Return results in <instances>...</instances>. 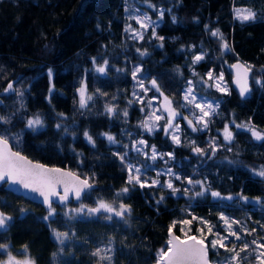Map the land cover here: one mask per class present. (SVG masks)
<instances>
[{
	"label": "trees",
	"instance_id": "1",
	"mask_svg": "<svg viewBox=\"0 0 264 264\" xmlns=\"http://www.w3.org/2000/svg\"><path fill=\"white\" fill-rule=\"evenodd\" d=\"M151 3L172 9L171 14L165 12L156 29L158 35L165 37L163 48L156 47L159 41L148 42L151 28L140 42L129 39L124 31L129 23L135 26L128 17L134 16L136 9L149 11L156 19L157 13L143 0H0V92L8 82L17 80L14 86L17 91L3 97L0 115L11 119L6 127L12 133L23 130L19 143L9 139L12 148L33 161L67 168L82 178L94 177L90 183L96 188L88 190L82 201L69 203L70 207L78 208L81 204L95 207L100 199L132 207L131 227L116 217L109 221L107 214L88 216L85 213L69 218L64 215L67 207L58 205H54L57 215L49 225L42 220L47 210L41 204L0 185V211L12 216L7 230L0 231V244L9 245L13 252L25 251L23 246L27 245L26 252L35 264H101L92 253L97 247H108L109 240L113 251L108 254L113 257V264H157V254L168 247L169 226L183 219L192 223H177L174 233L181 237H185L184 233L200 237L199 229L203 227L211 263L225 264L231 253L223 249L217 252L209 243L215 238V232L222 229L219 212L240 220L249 229L256 228L255 233L245 237L246 241L264 238V229L260 227L264 225V203H243L239 199L218 201L210 194L190 201L187 196H170L169 190L140 189L138 185L130 190L128 198L116 196L126 186L128 174L114 153L127 152L126 161L137 163L140 159L130 151V145L143 135L160 148L174 150L173 167L181 172V177L204 180L205 187L210 186L211 191L224 197L242 195L249 201L257 197L264 201V177L255 174L264 169V141L258 142L249 132L234 126L231 142L218 134L225 123L232 121L251 120L253 126L264 131V88L253 80V77L264 80V0H151ZM240 7L255 11L256 21L242 24L234 19L233 9ZM171 15L177 17L176 23L172 22ZM205 25L219 28L233 51L222 54L218 39L205 30ZM182 45L196 48L182 52ZM136 48H147L150 55L141 58ZM201 48L207 56L195 66V71L200 75L210 68L214 74L223 72L231 93L224 95L216 90L208 93L221 101L218 114L211 118L210 130L192 134L206 153L210 152V139H216L217 151L211 158L193 153L191 145L173 146L161 130L153 134L142 132L138 122L145 112L139 110L140 104L128 105L133 91H141L132 78L133 66L141 65L144 71L138 77L155 78L164 95L173 100V107L184 113L177 101L181 99L184 80L193 79L188 67L191 56ZM91 57H96L98 64L103 58L108 59L110 67L106 75L93 70ZM236 61L252 66L249 99L242 100L232 85L230 65ZM178 66L182 76L175 71ZM116 68L125 71L118 73ZM82 79L87 85V95L93 96L83 109L79 106L77 91ZM144 83L148 86V79ZM19 92H23V97ZM154 95L157 94L149 91L144 99ZM108 105H114L119 115H108L105 112ZM124 109L128 111L126 118L122 116ZM37 112L42 115L45 127L33 133L25 128V122ZM59 113L65 118L61 119ZM57 123L69 126V134L58 131ZM4 131L5 126L0 125V133ZM84 131L93 137L95 147L86 141ZM105 132L113 134L119 145H111L101 137ZM128 132L132 135H126ZM185 133L192 132L185 128ZM175 186L189 187L190 195L201 190L200 185L192 189L186 181H177ZM160 195L165 200L157 205L155 199ZM19 209L25 212L21 214ZM193 216L214 225L213 234H208L207 226L192 219ZM53 228L69 234L64 245L54 239ZM234 228L239 230L236 225ZM221 234L225 233L221 231ZM236 243L237 249L242 246L239 241ZM53 253H57L55 258ZM245 264H255V261L249 257Z\"/></svg>",
	"mask_w": 264,
	"mask_h": 264
},
{
	"label": "snow or ice",
	"instance_id": "2",
	"mask_svg": "<svg viewBox=\"0 0 264 264\" xmlns=\"http://www.w3.org/2000/svg\"><path fill=\"white\" fill-rule=\"evenodd\" d=\"M143 3L147 5L149 9H153L157 13L155 20L152 19L151 15L148 12L143 13V15L129 16V20H134L139 26L135 28L132 24H127L124 28V31L129 34V39L140 42L145 40V34L148 29L151 28V34L148 37V42L151 43L153 40L159 41L156 47L163 48V41L165 40L164 36L158 35L156 29L160 26V22L163 20L165 12L169 14L172 13L171 8L157 7V5L151 3V0H143ZM125 11H128L126 8ZM135 11L139 12V9ZM234 19L239 20L242 24L245 22H255L257 19V13L251 9H242L234 8L233 9ZM171 20L173 23L177 22V17L171 15ZM99 28V25H97ZM205 30L209 31L212 37H215L219 41V46L221 52H232L233 49L224 38L223 33L219 28L212 29L209 25H205ZM195 45L181 46L180 51L192 50L195 49ZM136 52L140 57L150 55L147 48L141 50V48H136ZM207 52L201 48L200 52L191 56V64L188 65L190 68V75L195 78L185 79L184 85L182 87V96L177 103L180 108L184 111H187L189 115L185 116L181 111H178L177 108L173 107V100L164 95L163 91L160 88V85L157 83L155 78H144L138 77L139 73H143V67L141 65H134L132 71V78L136 81V87L141 91L140 93L133 91V99L128 101L129 107L133 103L141 105L139 109L142 113H145V118L138 122V127L141 128L144 132L153 134L158 130H162L165 137H169L171 142L175 145L181 144L180 139V124L178 120L182 119L186 122V126L191 129L192 132L197 131H207L211 122V117L218 114L217 110L219 109L221 101L215 97L206 95L205 92L208 89H216L218 92L224 95H230V89L224 81V73L219 72L214 74L213 69H209L203 76L200 73L195 71V66L199 62L205 60ZM93 70L98 74L106 75L110 67L109 61L106 58H103L101 64L97 63L96 57H91ZM230 68L235 70V80L234 82L239 86V93L241 97H244L246 94L251 92L249 86V74L252 72L251 65H244L239 62L231 64ZM87 71V70H85ZM118 73L124 72V69L116 68ZM181 76L183 75L179 66L175 70ZM264 74V71H262ZM48 75L51 78L52 69H48ZM145 79H148V86H145ZM254 83L261 88H264V80L260 78L253 77ZM15 82H8L7 86L3 89L4 93H14L17 90L14 88ZM79 93V106L81 109L87 106L88 101L93 99L92 95H86L87 85L85 80L82 79L81 86L77 89ZM99 90H97L98 92ZM149 91H154L157 95H154L152 98L148 99L145 102L144 97ZM52 89H49L51 95ZM142 93V94H141ZM19 95L23 97V92H19ZM49 95V103H51ZM106 95V94H105ZM162 97V103L158 106L154 105V101ZM2 104V101H0ZM23 107V105H21ZM105 112L112 115H119L117 108L114 105H108L105 107ZM160 113L159 115L157 113ZM61 119H64L65 116L63 113L57 114ZM122 116L126 118L128 116L127 109L122 111ZM164 120V124L161 125L159 122ZM11 123V119L4 115H0V125L5 126V131L0 133V182H4L10 185L13 189L16 186H22L25 190H30L31 192L38 193L40 197L43 198L42 202L47 206V215L42 217V220L46 223L52 222L53 218L57 215L56 209L52 206L54 202H59L63 207H67V202L70 197L79 201L81 199V194L85 190L91 191L93 188V183H90V180H94V177H85L81 179L75 172L66 171L62 168L52 167L49 168L47 165L34 163L29 160L26 156L21 155L20 152L12 151L9 139L16 140L19 143L22 136L23 130L21 133H12L10 129L6 126ZM237 129L245 130L251 134V136L257 141H264V131L258 130L255 126L252 125L251 120L246 123L236 124L232 121L231 124L225 123L222 130L219 131V135L222 136L224 141L231 142L234 139V133L231 131L232 127ZM45 127V121L42 118V115L37 112L28 118L25 122V128L33 133H38L41 129ZM58 131H62L65 135L69 134V126L57 123L55 125ZM75 136V133H71ZM101 136L107 139L111 145H119V142L116 138L105 132L101 133ZM126 135L131 136L132 133L128 132ZM83 136L86 141L93 147H95V140L89 134L88 131L83 132ZM195 145V142H192ZM124 148H127L126 145H123ZM137 156L143 155L146 158V161H151L152 164L141 162L140 166L127 162L125 157L127 152L124 155H121L120 152L114 153L115 156L121 161L122 167L126 168L127 171V181L126 186L120 189L116 196L117 198H128V193L130 190H135V187L138 185L140 189L144 188H157L169 190L170 196H187L191 201L196 197H203L206 194H210L214 199L218 201H235L239 199L243 203H264L259 197L255 198V201H249V198L246 196L238 195L237 197L221 196V193L217 191H211L210 186L205 187L206 181L196 180L193 181L190 177H181L176 172L169 167V162L174 160L173 152L160 153L157 151L155 145H149L147 140L140 139L136 140L133 145ZM210 152L206 153L205 149L193 146V153L198 156L208 155L209 158L214 156L217 151L216 139L213 137L209 141ZM230 150V149H229ZM150 152V154H149ZM80 155V154H78ZM168 157L169 159H165ZM157 159L163 161L165 167L159 171H156L154 165ZM83 163V161H80ZM233 163V161H229ZM142 169L144 171L142 172ZM151 169L156 172V178H152L149 183V178L146 176V171ZM261 177H264V169H261L259 172L255 173ZM144 175L145 178L142 180L141 176ZM164 175L168 177L167 180L161 182L159 177ZM174 181H186L187 185H190L192 189H195L196 185H200L201 190L196 192L193 191L190 195L189 187H180L175 186ZM55 198V201L54 199ZM155 199V196H154ZM165 200L164 195H160L159 199H155V203L160 205ZM21 214L25 212L24 209H19ZM87 214L88 216H98L107 214L106 218L111 221L114 217L119 218V221L123 223L126 227H131L129 220L132 217V207L123 202L119 204L109 203L103 199L96 201L95 207H88L81 204L80 207L76 209H68L64 213L65 216L72 218L73 216H79L80 214ZM219 220L222 222V229L215 232V238H213L209 243L211 249L218 252L219 249H223L226 253H231L227 258L226 264H245L248 261L249 257L255 261V264H264V238L261 239H252L246 241V236H251L256 232V228L249 229L240 220L235 218H229L224 214V212H219ZM126 217L128 219H126ZM192 219H198L200 222L207 226V233L213 234L214 225H211L208 220L203 219L202 217L193 216ZM12 216L6 212L0 211V231H6L7 226L11 223ZM180 223L182 225H190L192 220L183 219L179 222L173 221L168 228L170 238L167 241V250L161 249L159 251L157 264H210L208 259L209 246L205 243L206 236L204 235V228H200L201 233L200 237L197 236H188L187 233H184L185 239H181L180 236H176L173 233V229L176 227V224ZM234 225L238 226L239 230L234 228ZM261 229H264V225H260ZM54 239L60 244L64 245L65 241L69 238L67 232H61L57 229H51ZM223 231L225 234H221ZM242 233L244 235H242ZM74 235V234H73ZM237 241L242 245L237 249ZM229 243L231 247H229ZM112 241H108V247H97L92 253V256L97 257L101 264L107 261V264H113V257L108 253L112 252L111 247ZM24 250H27V245L23 246ZM9 245L0 244V253L6 254V260H0V264H35V260L26 259L24 261L17 260L10 251H8ZM60 252H63V247L60 248ZM241 253L244 254L241 257ZM53 258L57 256V253L52 254Z\"/></svg>",
	"mask_w": 264,
	"mask_h": 264
},
{
	"label": "rangeland",
	"instance_id": "3",
	"mask_svg": "<svg viewBox=\"0 0 264 264\" xmlns=\"http://www.w3.org/2000/svg\"><path fill=\"white\" fill-rule=\"evenodd\" d=\"M240 8H242V9H248V8H245V7H240ZM148 12V14L149 15H151V17H152V19L153 20H155L154 18H153V16H152V13L151 12H149V11H147ZM152 12H156L155 10H153L152 9ZM143 13H145L144 12V10H139V12H137L136 11V13H135V15H143ZM134 15V16H135ZM134 21V20H133ZM134 23H135V28H138V27H136V22L134 21ZM145 57V56H144ZM142 58V57H141ZM201 76H203V75H201ZM193 80H195V78L193 77ZM224 81H225V79H224ZM225 83H226V81H225ZM52 89V88H51ZM213 90H216V89H214V88H212V89H208V90H206V92H205V94L206 95H208V93L210 92V91H213ZM52 91H53V89H52ZM217 91V90H216ZM215 92V91H214ZM218 92V91H217ZM148 94V93H147ZM86 95H87V91H86ZM147 96V95H146ZM146 96L144 97V98H146ZM213 97H214V95H212ZM211 96V97H212ZM217 96H220V95H217ZM215 98L217 99V97L215 96ZM150 99V98H149ZM148 99H145V102L147 101ZM91 102V100L90 101H88V103L87 104H89ZM162 103V99H160L159 100V102L156 100V101H154V105H156V106H158L159 104H161ZM148 110H147V108L145 109V113L147 112ZM217 113H218V110H217ZM158 115L160 114L159 112L157 113ZM144 116H143V119L145 118V114H143ZM183 115H185V116H187V115H189V113L187 112V111H185L184 113H183ZM213 117V116H212ZM211 117V118H212ZM142 119V120H143ZM161 125H163L164 124V120H161L160 122H159ZM178 123L180 124V139H181V144L180 145H175L173 142H171V140H170V138L169 137H167L169 140H170V142L173 144V146H175V147H180V146H186V147H188L189 145H191L192 147L193 146H198V147H201V144L200 143H196L195 141H196V137L194 136V135H192L193 133H196V134H198V133H201V131H197V132H192L191 131V129L189 128V127H187L186 126V122L184 121V120H182V119H180V120H178ZM232 123V122H231ZM236 124H242V123H246V122H241V123H237V122H235ZM210 126V125H209ZM185 128H187V130L188 131H190V132H192L191 134H187V133H185ZM235 128V127H234ZM235 129H237V128H235ZM222 130V129H221ZM162 131V130H161ZM142 132H144V131H142ZM156 132H160V130H158V131H156ZM155 132V133H156ZM204 132V131H203ZM144 133H147V132H144ZM109 134H111V133H109ZM162 134H163V136H165L164 135V133H163V131H162ZM111 135H113V134H111ZM114 136V135H113ZM139 136H142V137H139V138H137L136 140H140V139H144V140H147L143 135H139ZM101 137H103V136H101ZM115 137V136H114ZM104 138V137H103ZM104 139H106V138H104ZM223 139V138H222ZM107 140V139H106ZM136 140H133L132 141V143H131V145H130V151L131 152H133V154L134 155H136L137 156V154H136V152H135V150L133 149V147H132V145H133V143L136 141ZM255 140V139H254ZM195 142V145H193L192 144V142ZM257 141V140H256ZM108 142V141H107ZM148 142V141H147ZM226 142H228V141H226ZM258 142H260V141H258ZM109 143V142H108ZM148 144L149 145H155L156 146V149H157V151L158 152H160V153H167V152H173L174 150H166V149H163V148H160L159 146H157L156 144H154V143H151V142H148ZM160 145H163L162 143L160 144ZM149 154H150V152H149ZM173 154H174V152H173ZM175 156V155H174ZM137 157H139V159L140 160H138V162L137 163H135V165H137V166H140V164H141V162H145L146 161V158L143 156V155H140V156H137ZM165 159H169L168 157H165ZM147 163H149V164H152V162L151 161H146ZM173 163H175V159L174 160H171L170 162H169V167H171L172 168V170L174 171V172H176L178 175H180L181 176V172L180 171H177L174 167H173ZM154 167H155V169H156V171H159V170H161V169H163L164 167H165V165H164V163H163V161H161V160H159V159H157V161L155 162V165H154ZM144 171V169H142V172ZM146 176L149 178V183L151 182V179L152 178H156V172L155 171H153V170H151V169H148L147 171H146ZM145 178V176L144 175H142L141 176V179L143 180ZM159 179L161 180V182H164L165 180H167L168 179V177H166V176H164V175H161L160 177H159ZM177 181H174V184L176 183ZM213 198V197H212ZM214 199V198H213ZM68 209H76V207H70V206H68L67 208H66V210H65V212H67L68 211ZM82 215H84V214H80L79 216H73L74 218L75 217H80V216H82ZM8 227V226H7ZM174 232V231H173ZM196 236V235H195ZM198 237V236H197ZM206 243V242H205ZM207 244V243H206ZM230 244V243H229ZM8 251H10L11 252V254L17 259V260H19V261H24V260H26V259H30V260H33L29 255H28V253L26 252V251H23V250H21L20 252L18 251V252H13L10 248L8 249ZM1 254V257H0V260H6L7 259V255L6 254H3V253H0ZM107 262V261H106ZM223 263H225L226 264V261L225 262H223Z\"/></svg>",
	"mask_w": 264,
	"mask_h": 264
},
{
	"label": "water",
	"instance_id": "4",
	"mask_svg": "<svg viewBox=\"0 0 264 264\" xmlns=\"http://www.w3.org/2000/svg\"><path fill=\"white\" fill-rule=\"evenodd\" d=\"M237 62H239V63H241V64H244V63L241 62V61H236V62H234V63H237ZM234 63H233V64H234ZM244 65H245V64H244ZM230 69H231V74H232V85H233L234 89L238 92V94H239V96H240V93H239V86L234 82V80H235V70L232 69V68H230ZM250 74H251V73H250ZM250 74H249V86H250V88H251ZM16 81H17V80H16ZM16 81H14V82H16ZM14 86H15V83H14ZM14 88H15V87H14ZM10 94H12V93H4L3 91L0 92V101H2V104H0V107L3 106V104H4L3 97H4V96H8V95H10ZM251 95H252V94H251V92H250L249 94H246L244 97H241V96H240V98H241L242 100L249 99V98H251ZM9 144H10V143H9ZM10 147H11L12 151L17 152V151H15V150L12 148L11 144H10ZM21 155H22V154H21ZM23 156H24V155H23ZM27 158H28V157H27ZM28 159H29V158H28ZM29 160H31V159H29ZM31 161H33V160H31ZM33 162H34V163H37L36 161H33ZM38 163H40V162H38ZM40 164H43V163H40ZM44 165H46V164H44ZM47 166H48L49 168L54 167V166H49V165H47ZM56 168H62V167H56ZM62 169H65L66 171H71V170H69V169H67V168H62ZM77 175H78V174H77ZM78 176H79V175H78ZM79 177H80L81 179H83L81 176H79ZM0 185H4L5 188L8 189V190H10L11 192H13V193H15V194H18V195H21V196H23L24 198H26V199H28V200H30V201H32V202L39 203V204H41L45 209H47V206H46L45 204H43V202H42L43 198L40 197L38 193L31 192L30 190H25V189L22 188V186H16L15 189H13L12 187H10L9 184L4 183V182H0ZM93 185H94V184H93ZM94 188H96L95 185L93 186L92 189H94ZM87 191H88V190H85V192H83V193L81 194V199H80L79 201L83 200L84 195L86 194ZM53 199H54V201H55V198H53ZM79 201H77V200H75V199H73V198L70 197V199H69V201L67 202V204L70 203V202H75V203H77V202H79ZM53 204H57V205H59V206H62L59 202H54ZM173 233H174V232H173ZM174 234H175L176 236H178L176 233H174ZM169 238H170V236H169ZM181 239H185V238H181ZM208 259H209V261H210L209 252H208ZM210 264H212L211 261H210Z\"/></svg>",
	"mask_w": 264,
	"mask_h": 264
},
{
	"label": "bare ground",
	"instance_id": "5",
	"mask_svg": "<svg viewBox=\"0 0 264 264\" xmlns=\"http://www.w3.org/2000/svg\"><path fill=\"white\" fill-rule=\"evenodd\" d=\"M179 236V235H178ZM190 236H195V235H190ZM181 237V236H180ZM181 238H186V237H181Z\"/></svg>",
	"mask_w": 264,
	"mask_h": 264
}]
</instances>
